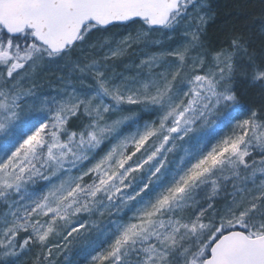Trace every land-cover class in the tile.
Segmentation results:
<instances>
[{"label":"snow or ice","instance_id":"obj_1","mask_svg":"<svg viewBox=\"0 0 264 264\" xmlns=\"http://www.w3.org/2000/svg\"><path fill=\"white\" fill-rule=\"evenodd\" d=\"M213 18L206 0H0L2 264L76 241L88 264H264V45L213 50Z\"/></svg>","mask_w":264,"mask_h":264},{"label":"trees","instance_id":"obj_2","mask_svg":"<svg viewBox=\"0 0 264 264\" xmlns=\"http://www.w3.org/2000/svg\"><path fill=\"white\" fill-rule=\"evenodd\" d=\"M208 5L214 18L206 26L204 39L206 44L212 42L213 50L233 34H243L257 49L264 45V0H208ZM239 85L244 87L245 95L238 91L241 102L249 108L259 106L258 89L243 82Z\"/></svg>","mask_w":264,"mask_h":264},{"label":"rangeland","instance_id":"obj_3","mask_svg":"<svg viewBox=\"0 0 264 264\" xmlns=\"http://www.w3.org/2000/svg\"><path fill=\"white\" fill-rule=\"evenodd\" d=\"M206 3L208 4V0H206ZM211 12H212V10H211ZM135 27H138V25H132L129 30H131V28H135ZM113 31H115V29ZM118 38L119 37H117V39ZM167 44H168V42H165V47H167ZM161 50L162 49L159 48V47H151V48L146 49V51H148L149 53L159 52ZM137 52H139V49H137ZM193 55H195V53H193ZM133 60H136L137 63L139 62V60L136 59V57L133 56L131 53L121 57L119 60H117L115 62L116 71H118V72L122 71L124 69V66L126 64H128V63H131ZM240 82H243L244 84H247V83L244 82L243 78H240L237 81L238 91L242 95V93L244 91V87L243 86L240 87V85H239ZM39 83L41 84V87L43 89H45V90H52V89H55V88H57L59 86V85L56 84L54 78H52L50 76H43L40 79ZM242 96L245 97V95H242ZM257 108H259V106L250 107V109H253V110H255ZM224 111H225V109H221V112H224ZM247 115H250V112L249 113H245L244 115L239 116L238 118L239 119H243V118H246ZM112 118L115 119L116 117L113 116ZM230 130H231V125H229L227 128H225L223 130V132L221 133V135L227 134ZM43 183H44L43 181L38 182L36 187L39 188ZM82 244H83V241H76V242H74V244L70 245L67 249L63 250L61 252V254L56 257L57 264H88L87 260H84V259H82L81 257H79L77 255V252H78V250H79V248L81 247ZM37 251H38V249L33 247L30 252H26L24 255H22L19 258V260L17 261V264H33V261L35 259V254H36ZM0 264H2V262H0Z\"/></svg>","mask_w":264,"mask_h":264},{"label":"bare ground","instance_id":"obj_4","mask_svg":"<svg viewBox=\"0 0 264 264\" xmlns=\"http://www.w3.org/2000/svg\"><path fill=\"white\" fill-rule=\"evenodd\" d=\"M210 21H211V20H210ZM210 21H209V22H210ZM208 24H209V23H208Z\"/></svg>","mask_w":264,"mask_h":264}]
</instances>
